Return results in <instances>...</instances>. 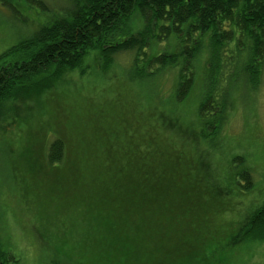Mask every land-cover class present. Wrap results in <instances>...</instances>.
<instances>
[{
  "label": "rangeland",
  "instance_id": "obj_1",
  "mask_svg": "<svg viewBox=\"0 0 264 264\" xmlns=\"http://www.w3.org/2000/svg\"><path fill=\"white\" fill-rule=\"evenodd\" d=\"M9 14L0 7V53L24 28ZM10 56L6 58L13 62L23 54ZM114 60L104 68L98 52H91L84 73L46 70L0 103V250L13 256L9 264H264V241L245 235L251 218L264 207V63L256 88L237 83L229 90L222 121L215 123L221 132L207 138L211 128L197 114L198 85L175 103L176 71L165 70L142 83L131 77L133 53H120ZM55 138L66 144V156L61 167L51 170L44 157ZM121 142L133 149L156 143L172 156L195 151L189 162L196 172L191 174L188 167L191 171L183 174L189 173L191 182L182 180L193 184L190 199L205 192L199 209L209 204L207 193L213 199L199 220L191 215L187 219L189 228L199 233L201 245L195 252L177 250L168 262L157 251L122 255L114 246L121 245L117 239L99 241L101 226L113 213L102 217L100 204L80 203L87 196L83 185L95 182L105 160L130 159ZM144 147L138 156L153 153ZM235 157L243 163L232 162ZM242 169L252 176L250 191L234 182L235 172ZM162 212L144 211L148 232L152 221L162 220ZM102 233L104 237L103 228ZM180 240L184 246L190 243Z\"/></svg>",
  "mask_w": 264,
  "mask_h": 264
},
{
  "label": "trees",
  "instance_id": "obj_2",
  "mask_svg": "<svg viewBox=\"0 0 264 264\" xmlns=\"http://www.w3.org/2000/svg\"><path fill=\"white\" fill-rule=\"evenodd\" d=\"M53 2L49 6L45 0H0V7L10 12L12 21L24 27L21 34L14 33L16 40L0 53V103L10 99L17 86L46 70L84 73L89 68L86 61L91 52H98L103 67L109 68L115 56L128 51L133 53L131 77L142 83L165 70L176 71L175 103L182 102L195 85L199 86L198 118L210 126L211 135L207 138H213L221 132L215 123L222 121L229 90L237 83L252 88L259 83L264 63V0ZM16 53L23 54L19 61L7 59ZM122 144L131 152L130 159L105 160V169L95 182L83 185L87 196L81 199L75 193L82 204H100L102 217L113 213L109 223L99 225L109 234L101 237V228L99 241L117 239L121 245L114 246L120 248L122 255L157 251L168 262L177 250L188 248L195 252L201 245L199 233L197 228H189L187 219L191 215L199 220L213 201L207 193L209 204L199 209L197 204L205 192L197 191L190 199L193 184L186 185L182 180L191 182L192 176L183 174V170L191 171L188 167L192 168L191 174L196 172L189 162L195 151L186 149L172 156L156 143L137 145L134 149ZM65 145L58 138L49 142L44 157L47 168L61 167ZM141 147L153 153L138 156ZM147 157L155 161H147ZM235 161L243 163L241 157H235L232 162ZM86 169L89 173L93 170ZM234 175L240 190L252 189L248 170H238ZM180 180L184 183L178 185ZM160 208L162 220L152 221L149 233L144 211L159 212ZM114 219L117 221L112 223ZM153 229L156 231L152 232ZM247 229L245 235L264 241V207L254 214ZM171 234L175 235L173 242ZM182 237L190 243L184 246L179 242ZM122 245L126 246L125 252ZM12 257L0 250V264L13 262ZM153 257L158 259L159 255ZM185 260H190L187 254Z\"/></svg>",
  "mask_w": 264,
  "mask_h": 264
}]
</instances>
